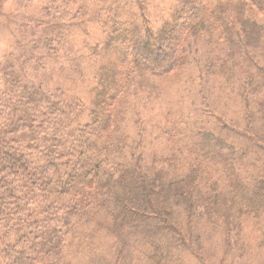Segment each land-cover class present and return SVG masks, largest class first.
I'll use <instances>...</instances> for the list:
<instances>
[{"label":"trees","instance_id":"16d2710c","mask_svg":"<svg viewBox=\"0 0 264 264\" xmlns=\"http://www.w3.org/2000/svg\"><path fill=\"white\" fill-rule=\"evenodd\" d=\"M38 12L31 48L40 56H25L19 45L22 56L0 61V264H67L70 251L86 264H125L122 250L140 234L148 264H167L175 255L166 235L179 232L174 207L227 243L242 221L264 220V0H176L161 24L139 1L42 0ZM81 18L105 35L84 43L99 61L94 85L83 100L43 91L26 65L58 58ZM201 51L205 75L218 63L224 82L240 89L245 127L223 124L237 144L207 127L195 131L186 174L175 176L168 160L146 163L136 154L141 143L130 141L126 114L139 94L145 105L156 100L166 71L179 78L200 66ZM109 54L117 56L110 64ZM252 223L264 249V229ZM103 237L107 251L95 255Z\"/></svg>","mask_w":264,"mask_h":264},{"label":"rangeland","instance_id":"374dc122","mask_svg":"<svg viewBox=\"0 0 264 264\" xmlns=\"http://www.w3.org/2000/svg\"><path fill=\"white\" fill-rule=\"evenodd\" d=\"M47 2V0H43ZM128 4L137 6L141 2L153 21L161 24L167 21L176 0H125ZM221 0H206L207 4H216ZM42 0H6L0 14V61L6 55L20 57L19 45L24 49L25 56L39 57L40 51L33 52L31 43L36 41L39 34L32 35L31 31H40L36 28V19ZM46 19V18H45ZM44 19V20H45ZM77 28L68 29L59 57L56 59H42V66H35L34 61L26 65L29 78L43 91L54 93L61 89L69 96H88V88L94 85V77L99 61L89 55L84 43L91 46L100 44L104 38L102 29L87 18L78 21ZM44 26V25H43ZM202 55L201 65L194 64L182 69L179 78H174L178 72L168 74L162 80L158 97L154 102L143 104L145 95L140 100L130 103L126 114L125 130L130 136L133 145L140 142L139 152L146 163L155 159L168 160L175 176L185 175L189 154H192L194 145L191 136L200 128H210L227 142L238 143L237 136L226 126L240 129L245 127V113L243 104L237 97L240 89L235 83H225L218 72V63L214 73L205 75V60ZM115 55L104 56L108 63L114 61ZM121 65H124L122 62ZM224 70H229L227 65ZM1 77V76H0ZM174 78V79H173ZM174 81L176 84H169ZM1 91V82H0ZM155 99V97H152ZM262 137H264L262 135ZM244 141V144H247ZM132 151V150H131ZM193 157V156H192ZM160 163V162H158ZM174 223L178 233L166 235V241L173 250L174 260L167 264H264V249H259L257 242L263 233H259L253 223H261L264 229V220L242 221L241 230L231 233L228 243L219 231L211 229L209 224L197 217L188 220L181 207H174ZM180 236L185 242L180 241ZM103 243L95 251L99 255L107 251L108 237H103ZM74 244L81 245V239L74 240ZM187 244V245H186ZM189 247L198 249L200 260L195 258ZM94 248V246H93ZM84 250H87L85 243ZM147 244L141 234L135 240L130 239L129 244L122 250L125 264H148L145 260ZM75 257H67L63 263L86 264L75 251H70Z\"/></svg>","mask_w":264,"mask_h":264},{"label":"water","instance_id":"95a60500","mask_svg":"<svg viewBox=\"0 0 264 264\" xmlns=\"http://www.w3.org/2000/svg\"><path fill=\"white\" fill-rule=\"evenodd\" d=\"M5 1H6V0H0V14H4V12L1 11V10H2L1 6H2V4H3Z\"/></svg>","mask_w":264,"mask_h":264},{"label":"flooded vegetation","instance_id":"af4514ba","mask_svg":"<svg viewBox=\"0 0 264 264\" xmlns=\"http://www.w3.org/2000/svg\"><path fill=\"white\" fill-rule=\"evenodd\" d=\"M1 16V15H0Z\"/></svg>","mask_w":264,"mask_h":264}]
</instances>
